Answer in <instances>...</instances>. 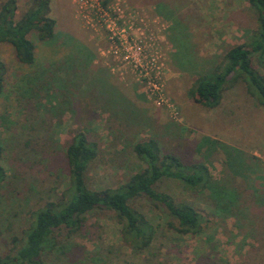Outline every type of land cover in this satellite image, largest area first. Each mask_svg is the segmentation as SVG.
<instances>
[{"label":"rangeland","instance_id":"374dc122","mask_svg":"<svg viewBox=\"0 0 264 264\" xmlns=\"http://www.w3.org/2000/svg\"><path fill=\"white\" fill-rule=\"evenodd\" d=\"M7 0H0V6ZM32 0H16V19ZM115 29L148 61L160 56L164 101L159 103L140 82V72L113 53L105 25L94 10L83 20L76 0H52L53 39L35 45L32 66L19 64L13 49L0 44L6 63L0 97V138L6 179L0 185V256L13 248L31 222V213L54 201L68 185L65 150L73 136L86 133L98 149L85 179L92 190L116 188L145 165L133 153L140 140L155 139L162 154L183 164L204 163L214 180L233 185L242 203L231 216L209 198L163 179L158 192L191 204L203 216V230L182 236L161 208L144 199L132 205L154 228L148 249L135 252L121 241L111 212L87 215L73 239L69 261L85 264H264V107L246 83L230 76L220 103L207 109L190 90L199 76L222 65L225 53L244 44L257 15L247 0H96ZM100 21V20H99ZM93 22V23H92ZM102 22V21H101ZM68 64L71 101L55 88L31 96L35 71L48 75ZM264 78V67L253 58ZM67 67V66H66ZM64 70V68H63ZM59 73L56 78H63ZM145 85V84H144ZM55 87V86H54ZM29 95L34 98L29 100ZM61 113V114H60ZM229 187V186H228ZM223 203V202H221ZM87 260V261H86Z\"/></svg>","mask_w":264,"mask_h":264},{"label":"trees","instance_id":"16d2710c","mask_svg":"<svg viewBox=\"0 0 264 264\" xmlns=\"http://www.w3.org/2000/svg\"><path fill=\"white\" fill-rule=\"evenodd\" d=\"M51 1L32 0L19 19L15 18L16 0H7L0 6V44L12 47L19 64H34L35 45L29 38L32 32L41 42L54 38L56 20L50 15ZM247 1L256 12V28L244 44L235 45L225 53L222 65L199 76L190 90L193 100L207 109L219 105L224 86L232 75L235 81L242 79L247 84L249 93L253 88L258 104L264 107V78L253 66L255 58L264 67V0ZM68 66L66 64L64 70L59 66L51 75L43 70L35 71L30 80L31 96L38 98L55 88L65 103L70 104L69 86L77 85L66 79ZM62 70L65 76L56 78ZM6 75V63L0 58V97L4 94ZM31 96L29 100L34 99ZM3 149L0 138V185L6 179ZM132 150L145 167L116 188L92 190L85 175L89 165L96 160L98 149L86 133H76L65 150L68 185L54 201L46 202L31 213L28 228L19 239H12L14 246L0 256V264H85L84 261H69L68 254L74 246L73 239L85 226L87 215L98 211L111 212L121 227L123 244L135 252H142L151 245L154 228L145 215L133 207L138 199L163 209L174 222L169 226L179 235H198L203 230L202 214L191 204L176 202L169 195L158 192L156 185L163 179L178 181L190 192L207 191L210 200L222 204L224 212L239 216L242 208L239 193L227 183L228 178L214 180L204 163L185 165L173 155L162 154L155 139L140 140Z\"/></svg>","mask_w":264,"mask_h":264},{"label":"built area","instance_id":"2783aa9c","mask_svg":"<svg viewBox=\"0 0 264 264\" xmlns=\"http://www.w3.org/2000/svg\"><path fill=\"white\" fill-rule=\"evenodd\" d=\"M95 1L96 0H76V3L79 5L80 16H82L83 20L86 19V23H89L87 20L90 19L88 16L89 10L95 11L94 16L96 18L99 17L97 22L104 24L109 33L108 39L113 53L122 52L124 54L123 61L132 63L135 68L139 69L140 82L147 88L149 96L157 101V104L163 103L164 94L162 82L164 73L160 56H153L148 61H145V57H140V54L136 52L138 51L137 47L135 48V46L122 35L124 30L118 31L117 28L115 29V23L108 18V12Z\"/></svg>","mask_w":264,"mask_h":264}]
</instances>
